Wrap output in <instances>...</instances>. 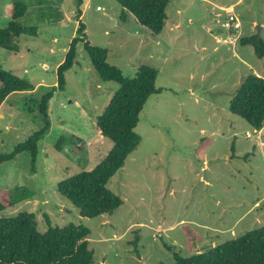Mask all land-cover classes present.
Listing matches in <instances>:
<instances>
[{
  "label": "rangeland",
  "instance_id": "rangeland-1",
  "mask_svg": "<svg viewBox=\"0 0 264 264\" xmlns=\"http://www.w3.org/2000/svg\"><path fill=\"white\" fill-rule=\"evenodd\" d=\"M15 1L0 0V28L10 24L6 9ZM24 1V24L37 27L38 36L19 39L17 52L0 49V66L35 89L13 93L0 107V153L44 128L41 100L57 86L80 22L85 40L107 50L108 63L125 78L143 65L155 68L162 93L147 101L136 128L141 144L108 184L122 206L112 215L81 217L58 183L94 169L111 151L95 123L119 86L100 81L80 43L65 91L49 103L50 128L38 144L35 171L28 153L0 166L1 190L31 193L0 219L33 213L41 233L47 218L58 227L82 224L91 230L93 264H175V253L192 258L264 227V127L254 131L229 109L248 75L264 78V59L239 44L257 29L264 41V0H171L159 36L133 16L121 21L115 0H87L80 20L75 0ZM230 7L241 21L238 32L223 26ZM72 135L84 148L65 141L58 150L60 139Z\"/></svg>",
  "mask_w": 264,
  "mask_h": 264
},
{
  "label": "trees",
  "instance_id": "trees-1",
  "mask_svg": "<svg viewBox=\"0 0 264 264\" xmlns=\"http://www.w3.org/2000/svg\"><path fill=\"white\" fill-rule=\"evenodd\" d=\"M122 8L121 21L128 16L147 29L152 35H161L167 24L166 9L171 0H115ZM77 19L82 17L85 0H75ZM29 3L17 0L6 9L11 22L0 28V49L17 52L19 39L24 36L37 37L38 28L24 24ZM86 28L80 22L75 37L67 51L64 63L57 69V86L41 100L40 112L44 118V128L32 135L25 143L15 147L10 153H0V166L14 161L20 154L31 155L33 172L39 155L38 144L50 128L49 103L57 90L65 91V74L77 61L78 46L83 43L92 65L104 83L119 86L104 112L97 117L98 132L113 143L109 154L94 169L81 172L58 183V192L79 211L84 218L112 215L123 201L108 189L110 180L121 170L131 154L139 147L142 138L136 133L140 114L149 98L161 94L156 87L158 71L150 66L138 68L134 78H125L122 71L108 63V51L93 47L87 42ZM241 46H252L259 59H264V41L256 35L240 38ZM35 89L30 82L20 79L0 66V107L16 92H31ZM230 112L244 119L254 130L264 127V78L254 73L248 75L240 89L232 98ZM68 141L76 150H82L84 143L75 135L69 140L62 137L57 143ZM233 157L235 147L232 146ZM31 197L27 189L17 188L14 192L0 189V213L12 208L22 200ZM48 230L41 233L36 215L20 213L14 218L0 219V264H93L94 251L90 249L88 237L91 230L84 225L69 224L65 227L53 226L47 218ZM172 251L173 247L164 243ZM175 264H264V227L247 233L230 242L221 243L211 250L192 258H183L175 253Z\"/></svg>",
  "mask_w": 264,
  "mask_h": 264
},
{
  "label": "built area",
  "instance_id": "built-area-1",
  "mask_svg": "<svg viewBox=\"0 0 264 264\" xmlns=\"http://www.w3.org/2000/svg\"><path fill=\"white\" fill-rule=\"evenodd\" d=\"M99 9V8H98ZM226 19L223 24L224 28L228 31L238 32L241 28V21L233 8L225 10Z\"/></svg>",
  "mask_w": 264,
  "mask_h": 264
},
{
  "label": "water",
  "instance_id": "water-1",
  "mask_svg": "<svg viewBox=\"0 0 264 264\" xmlns=\"http://www.w3.org/2000/svg\"><path fill=\"white\" fill-rule=\"evenodd\" d=\"M256 36H257L259 39H261V37H260V30H259V29H257Z\"/></svg>",
  "mask_w": 264,
  "mask_h": 264
},
{
  "label": "crops",
  "instance_id": "crops-1",
  "mask_svg": "<svg viewBox=\"0 0 264 264\" xmlns=\"http://www.w3.org/2000/svg\"><path fill=\"white\" fill-rule=\"evenodd\" d=\"M86 1H87V0H85V3H84V5H83V7L86 6ZM83 7H82V8H83ZM230 8H234V7H230ZM238 17H239V15H238ZM258 76H259V75H258ZM254 131H256V130H254ZM256 132H258V131H256Z\"/></svg>",
  "mask_w": 264,
  "mask_h": 264
}]
</instances>
